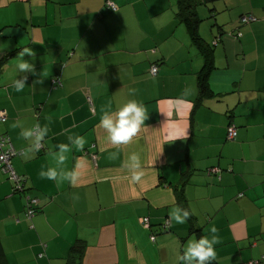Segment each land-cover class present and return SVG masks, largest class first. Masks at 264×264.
I'll use <instances>...</instances> for the list:
<instances>
[{
  "label": "crops",
  "instance_id": "1",
  "mask_svg": "<svg viewBox=\"0 0 264 264\" xmlns=\"http://www.w3.org/2000/svg\"><path fill=\"white\" fill-rule=\"evenodd\" d=\"M106 1L0 0V135L19 152L11 167L23 184L18 191L0 168V264H179L187 241L212 227L221 243L211 264H264V0L196 5L215 94L198 105L203 62L175 16L177 0H108L114 9ZM23 48L35 72L16 92ZM132 99L144 105L145 125L129 144L112 145L100 118ZM35 126L49 129L40 149L20 135ZM69 136L86 140L62 166L80 163L76 184L40 178ZM131 153L142 160L137 182ZM183 171L182 207L174 185ZM177 206L195 214L177 224ZM76 244L80 258L71 259Z\"/></svg>",
  "mask_w": 264,
  "mask_h": 264
},
{
  "label": "clouds",
  "instance_id": "2",
  "mask_svg": "<svg viewBox=\"0 0 264 264\" xmlns=\"http://www.w3.org/2000/svg\"><path fill=\"white\" fill-rule=\"evenodd\" d=\"M26 53L31 54V51L23 48L17 54L20 60L16 65L17 76L18 74L21 75L20 78L16 76L11 82V87L16 92H22L25 88L26 73L35 72L33 64L23 59ZM131 94H135L134 90H132ZM147 116L144 105L132 99L119 106L114 112H104L99 123L105 129L107 139L112 145H126L133 140L141 127L145 125ZM19 126L17 123L12 124L14 128ZM48 131L47 126H35L33 128H22L20 135L25 139L32 138L34 147L38 149L41 142L47 137ZM85 144L86 140L83 137L69 136L68 143L61 142L56 145L57 150L51 153L55 166L42 168L39 172L40 178L56 181L57 183L67 181L69 184L75 185L80 175L78 171L80 163L77 162L71 169H64L62 166L65 165L68 160V154L73 149L83 150ZM141 167L142 160L139 154H129L127 168L131 172L132 181L137 182L141 179V172L139 171ZM194 214V212L177 206L171 211L170 216L177 224H184ZM220 243L221 238L217 235V229L212 227L208 235H202L199 238H192L187 241L179 257V264H211L212 261H216L217 252L215 246Z\"/></svg>",
  "mask_w": 264,
  "mask_h": 264
},
{
  "label": "trees",
  "instance_id": "3",
  "mask_svg": "<svg viewBox=\"0 0 264 264\" xmlns=\"http://www.w3.org/2000/svg\"><path fill=\"white\" fill-rule=\"evenodd\" d=\"M210 0H177V8L175 12V16L177 20L183 21L184 25L186 27V31L189 35V39L191 43L200 51L201 57H202V67L197 72V88H198V94L195 100V104L198 105L199 103L207 98L214 96L215 94L210 90L207 78L210 73V71L213 68V50L212 46L206 43L203 38L200 36L198 32V24H199V17L196 14L195 7L198 3H205ZM55 78V77H54ZM22 153V152H21ZM12 159V157H11ZM10 159V162H11ZM94 159V158H93ZM187 178V172L183 171L181 172L179 182L174 185L175 189V199L177 203H179L182 207L185 204V198L182 193L183 191V185L186 182ZM22 181H20L19 185H17V190L22 191L23 190V184H21ZM179 184V187H178ZM17 190H15L17 192ZM36 200H38L36 197H31ZM35 210V208H34ZM193 223H190V230L194 232H200V229L197 228ZM82 250V245L76 244L74 247H71V252L73 258H80L78 253L80 254Z\"/></svg>",
  "mask_w": 264,
  "mask_h": 264
},
{
  "label": "built area",
  "instance_id": "4",
  "mask_svg": "<svg viewBox=\"0 0 264 264\" xmlns=\"http://www.w3.org/2000/svg\"><path fill=\"white\" fill-rule=\"evenodd\" d=\"M106 4L111 6L112 9L115 8L114 4H112V2L110 1H106ZM248 19H251L250 17H248ZM247 20V17H244L242 18V21H245ZM150 73L152 75H155L157 73V67L156 66H151L150 68ZM52 82L54 83V85H57L59 84V80L57 78H53L52 79ZM6 120V115H5V112L3 110H0V123L4 122ZM236 135V129H235V126L233 124H230L228 125L227 127V131H226V139L227 140H231L233 137H235ZM42 148V144H40L39 148L40 149ZM17 152L16 150H14L9 142H8V138L7 136L5 135H0V168L5 171V172H9L10 173V176H12L11 178L16 180V185H19L20 183V178H17L14 173H13V170H12V167H11V162H10V159L13 155H16ZM95 154L92 155V158H95ZM18 179V180H17ZM37 203V200L34 199V198H29L28 201H27V205H26V208H27V212L29 214H33L34 212V207ZM140 223L143 225V226H149L148 225V218L147 217H142L140 218ZM168 225H169V222L168 221H165V223L163 224V228L164 229H168ZM150 238L153 240L154 239V236H150ZM246 264H259V260H250L248 261Z\"/></svg>",
  "mask_w": 264,
  "mask_h": 264
}]
</instances>
